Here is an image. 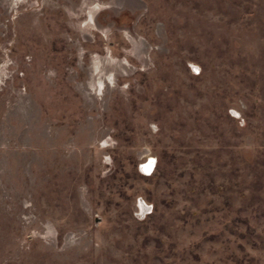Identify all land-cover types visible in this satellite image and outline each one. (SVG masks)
<instances>
[{
  "label": "rangeland",
  "instance_id": "rangeland-1",
  "mask_svg": "<svg viewBox=\"0 0 264 264\" xmlns=\"http://www.w3.org/2000/svg\"><path fill=\"white\" fill-rule=\"evenodd\" d=\"M0 264H264V0H0Z\"/></svg>",
  "mask_w": 264,
  "mask_h": 264
},
{
  "label": "built area",
  "instance_id": "built-area-1",
  "mask_svg": "<svg viewBox=\"0 0 264 264\" xmlns=\"http://www.w3.org/2000/svg\"><path fill=\"white\" fill-rule=\"evenodd\" d=\"M156 159L150 158V160H146V162L141 163L139 165V172L143 175H146L147 173H151L154 170Z\"/></svg>",
  "mask_w": 264,
  "mask_h": 264
}]
</instances>
